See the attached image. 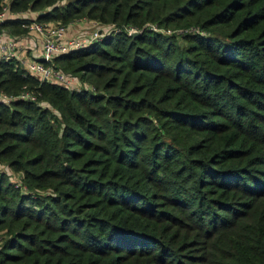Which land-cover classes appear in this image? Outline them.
Wrapping results in <instances>:
<instances>
[{
  "label": "trees",
  "instance_id": "obj_1",
  "mask_svg": "<svg viewBox=\"0 0 264 264\" xmlns=\"http://www.w3.org/2000/svg\"><path fill=\"white\" fill-rule=\"evenodd\" d=\"M4 5L114 27L53 58L93 88L0 58V264H264V0Z\"/></svg>",
  "mask_w": 264,
  "mask_h": 264
},
{
  "label": "built area",
  "instance_id": "obj_2",
  "mask_svg": "<svg viewBox=\"0 0 264 264\" xmlns=\"http://www.w3.org/2000/svg\"><path fill=\"white\" fill-rule=\"evenodd\" d=\"M27 11L34 10L13 14L27 19L22 22V25L27 27V31L15 34L2 29L1 22L11 13L6 5L0 10V58H17L28 71L38 75L42 80L57 81L70 88H93L91 83L81 79L78 75L66 72L56 66L53 58L58 54L86 46L101 38L110 28L114 27V24L102 23L101 25L97 20L84 17L82 19L88 22V30L80 29L76 30L74 34H68L70 25H73L76 20L67 24L53 20H38L35 18L37 11H35V15L28 14ZM132 29L133 27H129V30ZM30 33H35L40 37L41 47L37 52H31V56L28 57L24 52L27 47L32 45ZM15 97L34 99L35 95L28 90H22L17 95H9L0 90V99L3 101L8 102Z\"/></svg>",
  "mask_w": 264,
  "mask_h": 264
},
{
  "label": "crops",
  "instance_id": "obj_3",
  "mask_svg": "<svg viewBox=\"0 0 264 264\" xmlns=\"http://www.w3.org/2000/svg\"><path fill=\"white\" fill-rule=\"evenodd\" d=\"M88 22L85 19H81V20H76L73 22L72 27H70L67 31L68 34H74L77 31H79L81 28L83 30L88 29L89 26L87 25ZM31 37H32V45L30 47H27L25 50V54L30 57L31 56V52H37L40 47H41V39L38 35H36L35 33H30Z\"/></svg>",
  "mask_w": 264,
  "mask_h": 264
},
{
  "label": "rangeland",
  "instance_id": "obj_4",
  "mask_svg": "<svg viewBox=\"0 0 264 264\" xmlns=\"http://www.w3.org/2000/svg\"><path fill=\"white\" fill-rule=\"evenodd\" d=\"M27 13L28 14H31V15H35V11H27ZM82 18H84V16H82V17H78V18H75L74 20H77V19H82ZM71 21H73V20H71ZM62 23H65V24H67V23H70V21L69 22H62ZM101 25H102V23L101 22H99ZM103 24H105V23H103ZM70 27H72V25H70ZM69 27V28H70ZM153 27L154 28H157V29H159L158 28V26H156L155 24L153 25ZM2 29H4V30H6V31H9L8 30V28L7 27H4V26H2ZM82 29V28H81ZM78 30V29H77ZM85 30H88V29H86L85 28ZM168 30V29H167ZM9 32H11V31H9ZM11 33H13V32H11ZM89 33V32H88ZM15 34H17V33H15ZM2 168H4V169H6L7 171H9V173H10V177H11V179L12 180H14V181H20L19 180V175L16 173V172H13L11 169H9L7 166H4V165H0Z\"/></svg>",
  "mask_w": 264,
  "mask_h": 264
},
{
  "label": "water",
  "instance_id": "obj_5",
  "mask_svg": "<svg viewBox=\"0 0 264 264\" xmlns=\"http://www.w3.org/2000/svg\"><path fill=\"white\" fill-rule=\"evenodd\" d=\"M140 32H141V29H133V30L131 31L132 34H138V33H140Z\"/></svg>",
  "mask_w": 264,
  "mask_h": 264
}]
</instances>
